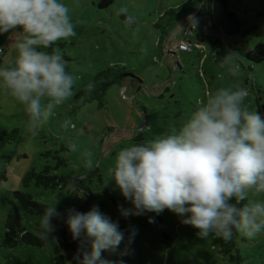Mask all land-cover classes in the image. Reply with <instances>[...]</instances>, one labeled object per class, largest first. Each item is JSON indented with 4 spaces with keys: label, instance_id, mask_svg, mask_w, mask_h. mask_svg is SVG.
Returning a JSON list of instances; mask_svg holds the SVG:
<instances>
[{
    "label": "rangeland",
    "instance_id": "374dc122",
    "mask_svg": "<svg viewBox=\"0 0 264 264\" xmlns=\"http://www.w3.org/2000/svg\"><path fill=\"white\" fill-rule=\"evenodd\" d=\"M99 2L65 0L76 35L44 51L58 52L65 59L66 70L75 81L74 95L109 66L115 65L120 75H129L105 90L103 106L94 101L72 108L73 95L34 132L24 106L0 87V130L16 129L19 134L12 142L0 140V242L12 193L21 191L45 205L57 201L56 207L82 212L96 206L117 221L126 235L134 229L130 255H120L119 249L102 253L112 264H235L219 253L216 237L198 238L195 229L168 210L159 215L121 216L120 209L130 204L112 183L105 184L122 148L179 129L220 87H243L247 110L260 107L264 113V60L254 63L245 57L256 44L264 43V0H227L228 10L245 32L234 38H224L210 27L207 0H113L106 8H98ZM181 6L186 15L176 18L167 13ZM121 7L136 18L133 26L117 16ZM190 14L199 18L194 32L185 27ZM18 37V32L0 36L4 48L0 67L14 63L13 44ZM181 41L192 43L191 51L179 49ZM228 53L240 64L238 76H229L220 67L219 60ZM221 73L224 79L219 78ZM65 119L76 127L63 129ZM142 128L150 131L140 132ZM69 139L81 145L80 152L68 150ZM84 151L93 154L91 168L81 155ZM45 168V174L54 177L45 187L36 186L34 179L24 183L28 172ZM260 198L249 195V200ZM148 216H154L155 222L148 223ZM23 219L29 222L28 217ZM39 221L31 218L30 224L41 233ZM235 243L243 257L241 264H264V234L248 239L237 233ZM55 246L62 264H74L79 242L60 234L52 245L41 248L20 245L9 249L0 244V264H57Z\"/></svg>",
    "mask_w": 264,
    "mask_h": 264
},
{
    "label": "clouds",
    "instance_id": "9594fccd",
    "mask_svg": "<svg viewBox=\"0 0 264 264\" xmlns=\"http://www.w3.org/2000/svg\"><path fill=\"white\" fill-rule=\"evenodd\" d=\"M117 16L128 26L136 22L127 7L119 8ZM186 21L190 32L199 26L193 14ZM17 32L15 60L0 67V87L24 106L35 132L74 95L75 81L65 59L44 50L74 37L75 25L65 0H0V36ZM219 62L227 75H239L241 67L233 53ZM219 78L224 79V73ZM94 87L89 83L85 92L90 94ZM246 97L243 87H220L179 129L122 148L105 184L112 183L130 204L120 209V215H159L168 210L195 229L198 238L214 236L225 243L237 233L248 239L264 234V113L247 110ZM61 127L68 130L76 125L65 119ZM67 143L70 152H80L77 141ZM81 155L91 168L93 154ZM250 194L261 198L249 200ZM56 205L57 201L47 206L40 217L45 237L54 230L53 219L61 218ZM63 222L71 239L79 242L74 264H112L102 253L132 252L135 230L126 235L96 206L87 212L66 209ZM147 222L154 223V216H148Z\"/></svg>",
    "mask_w": 264,
    "mask_h": 264
},
{
    "label": "trees",
    "instance_id": "16d2710c",
    "mask_svg": "<svg viewBox=\"0 0 264 264\" xmlns=\"http://www.w3.org/2000/svg\"><path fill=\"white\" fill-rule=\"evenodd\" d=\"M207 1H209L208 22L212 29L219 31L224 38H234L245 34V32L241 31L240 23L235 17V14L228 10L227 0ZM112 3L113 0H100L98 8H106ZM186 12V9L181 6L178 10L171 9L167 13L177 18L183 14L186 15ZM167 53L174 54V52L169 51H167ZM245 57L254 63H261L264 60V43L256 44L245 53ZM127 76L129 75L118 74L115 71V65L105 68L91 80L90 83H94L95 87L90 94L85 92L86 87L75 93L70 101L71 107L80 108L83 104L94 101L98 102L99 106H103V95L105 90L110 85L121 81ZM256 112L262 113L261 108H257ZM18 136L19 134L16 129L11 131L0 130V140L2 142H12L16 140ZM47 169L48 168H45L43 172L41 171L39 173H35L34 171L28 172L24 177V183L27 184L31 179H34V184L36 186L45 187L47 183L54 178L45 174L47 173ZM12 199L13 200H10L12 207L8 211L4 223L5 234L0 242L1 246L4 248L13 249L20 245H28L37 248L50 246L54 243L57 234H60L61 237L71 238L67 226L63 222L66 218V209L69 208L57 207V210L61 213V218L53 219L52 223L54 225V230L51 232L50 236L45 237L42 231L41 233L37 232V229L30 224V219L40 218L44 209L49 205L38 203L32 199L30 194L21 191L13 192ZM74 209L82 212L80 208ZM23 216L28 217V223L24 221ZM235 236L229 243H225L219 238H215L214 243L218 246L220 254L229 256L230 261L235 262V264H241L243 257L239 249L236 248ZM67 242L69 244V241ZM57 248L58 247L55 246L53 249L54 254H56L55 260L57 264H62L56 253Z\"/></svg>",
    "mask_w": 264,
    "mask_h": 264
},
{
    "label": "built area",
    "instance_id": "2783aa9c",
    "mask_svg": "<svg viewBox=\"0 0 264 264\" xmlns=\"http://www.w3.org/2000/svg\"><path fill=\"white\" fill-rule=\"evenodd\" d=\"M178 48L183 51H191L192 44H190L188 41H181L178 45Z\"/></svg>",
    "mask_w": 264,
    "mask_h": 264
}]
</instances>
